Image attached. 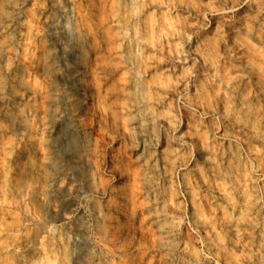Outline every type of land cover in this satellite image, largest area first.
Returning <instances> with one entry per match:
<instances>
[{"label":"clouds","instance_id":"9594fccd","mask_svg":"<svg viewBox=\"0 0 264 264\" xmlns=\"http://www.w3.org/2000/svg\"><path fill=\"white\" fill-rule=\"evenodd\" d=\"M27 13L0 30V264H264V0Z\"/></svg>","mask_w":264,"mask_h":264},{"label":"rangeland","instance_id":"374dc122","mask_svg":"<svg viewBox=\"0 0 264 264\" xmlns=\"http://www.w3.org/2000/svg\"><path fill=\"white\" fill-rule=\"evenodd\" d=\"M32 0H0V30L11 25L8 28L9 32H16L17 35L19 31L23 30L22 24L25 19H27V10L31 6ZM216 18H213V28L215 27ZM211 31V29L209 30ZM67 37L64 34L63 27L61 26L60 35L57 37L53 29L49 30L48 41L49 47H59L60 41L65 40ZM195 88L191 89V92H194ZM185 127H187V112H186V121ZM183 130V129H182ZM72 134L68 131L66 122L62 124L57 133L51 137L52 144L51 150L53 153V164L59 168L63 163H67L72 166L73 169L79 167L77 161V151L78 147L72 140ZM78 177V173H77ZM67 190L65 189V194ZM75 204V201L72 200L69 202L66 207L68 210H71V206ZM79 259V255L77 256Z\"/></svg>","mask_w":264,"mask_h":264}]
</instances>
